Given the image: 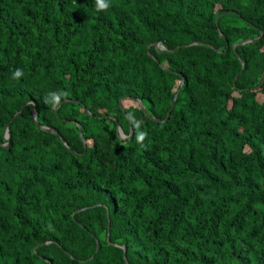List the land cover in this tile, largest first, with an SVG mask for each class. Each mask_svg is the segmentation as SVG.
<instances>
[{"label": "trees", "instance_id": "16d2710c", "mask_svg": "<svg viewBox=\"0 0 264 264\" xmlns=\"http://www.w3.org/2000/svg\"><path fill=\"white\" fill-rule=\"evenodd\" d=\"M109 3L0 0V264H264V0Z\"/></svg>", "mask_w": 264, "mask_h": 264}, {"label": "water", "instance_id": "95a60500", "mask_svg": "<svg viewBox=\"0 0 264 264\" xmlns=\"http://www.w3.org/2000/svg\"><path fill=\"white\" fill-rule=\"evenodd\" d=\"M262 35H263V34L261 33V36H262ZM261 36L255 38V39H245V40H243V41H240V42H238L237 44L233 45V46H232V49H233L234 52H236L235 49H236L237 46L254 43V42L258 41V40L261 38ZM197 44H200V43H191V44H189V45H184V46H192V45H197ZM154 45H155L156 48H157V47H158V48L160 47L163 51H166V49H164L159 43H154ZM208 46L210 47V45H208ZM243 67H244V66L242 65V69H243ZM263 82H264V75H263V78H262L260 84H259L258 86H256L255 88L260 87V85H261ZM181 85H182V82H181V84H180V86H179V88H178V91L181 89ZM176 97H177V94L175 95L174 100H173V102L171 103L170 110L167 112L165 118L162 119V120H161V119H156V118L151 117V116L148 114V112L146 111L144 105L142 104V102H141L140 100L137 99L136 102L139 104L140 108L143 110V112H144V113H145V114H146L151 120H153V121H155V122H164V121H166V120L169 118V116H170V111H171V110L174 108V106H175ZM67 101H69V100H64V101H62V102L56 107V109H55V110H56V113H58V108L60 107V105H61L62 103L67 102ZM27 103H31V104H33V108H32V121H33L34 123H37V121H36V109H35V103H34L33 101H30V102H27ZM120 107L123 109V107H122V100H120ZM84 109H85V108H84ZM22 110H23V107H22V108H21V109H20V110H19V111L13 116L12 119H15L18 115H20L21 112H22ZM87 114H89V113L87 112ZM108 117L111 118V119H113V120H115V117H113V116H108ZM8 126H9V123H7L6 126H5V129H4V132H3V136H2V140H3V141H0V145H1L2 147H5V148H7V147L9 146V144H10V140H9V129H8ZM77 126H78V130H79V133H80V137H81V139L83 140V142L85 143V141H84V139H83V137H82V135H81V126H80L79 124H78ZM38 127H39L41 130L45 131V132H48V133H51V134H55V135H57V136L60 137V135L58 134V132H56V131H54V130H52V129H49V128H47V127H43V126H40V125H38ZM131 134H132V131H130V133H129L128 136H125L124 133H123V131L121 130L120 126L117 125V136H118V138H120V139H127V138H129V137L131 136ZM61 142L67 147V144H66V142H65L64 139L61 138ZM81 210H82V209H81ZM78 211H80V210H78ZM107 217H108V212H107ZM108 223H109V219H108ZM108 239H109V227H108V230H107V240H108ZM96 244H97V247H98V241H96ZM115 246L120 247V248H122V249L124 250V247H123V246H120V245H117V244H115ZM124 252H125V250H124ZM124 252H123V257H124V259H125Z\"/></svg>", "mask_w": 264, "mask_h": 264}, {"label": "clouds", "instance_id": "9594fccd", "mask_svg": "<svg viewBox=\"0 0 264 264\" xmlns=\"http://www.w3.org/2000/svg\"><path fill=\"white\" fill-rule=\"evenodd\" d=\"M109 0H96V7L98 11L107 10L110 7ZM24 75L23 70L20 68L15 69L12 72V79L19 80ZM68 93L64 90H57L56 92H50L44 98V103L50 105L51 107H57L63 99L67 97ZM126 119L133 124L135 128V140L143 148L145 147L144 141L147 139V132L142 130V123L136 120L134 112L129 111L127 113Z\"/></svg>", "mask_w": 264, "mask_h": 264}]
</instances>
